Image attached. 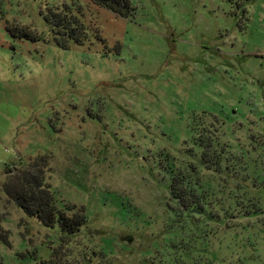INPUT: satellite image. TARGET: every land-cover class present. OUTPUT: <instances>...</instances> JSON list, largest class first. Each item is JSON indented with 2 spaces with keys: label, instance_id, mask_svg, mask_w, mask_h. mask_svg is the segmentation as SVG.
Here are the masks:
<instances>
[{
  "label": "rangeland",
  "instance_id": "374dc122",
  "mask_svg": "<svg viewBox=\"0 0 264 264\" xmlns=\"http://www.w3.org/2000/svg\"><path fill=\"white\" fill-rule=\"evenodd\" d=\"M131 3L0 0V264H264V0ZM64 4L89 31L65 49L45 18ZM41 155L56 206L85 214L73 235L3 191Z\"/></svg>",
  "mask_w": 264,
  "mask_h": 264
},
{
  "label": "trees",
  "instance_id": "16d2710c",
  "mask_svg": "<svg viewBox=\"0 0 264 264\" xmlns=\"http://www.w3.org/2000/svg\"><path fill=\"white\" fill-rule=\"evenodd\" d=\"M91 1L121 17H131L135 10L131 0ZM63 8V12L58 8L53 11L49 10L50 15L45 16L56 45L65 49L69 47V42H74L78 45L84 44L88 41V28L79 15L71 11V6L64 4ZM12 29H18L17 35H14L15 37L27 38L32 41L40 38L22 27H13ZM208 147L209 145H207L206 149ZM44 158L41 155L38 159L31 161L27 169L17 170L13 173L9 180L4 183L3 191L27 215L36 217L44 226L49 228L58 227L62 235H73L86 223L85 214L78 211L69 215L56 206L54 198L46 189L47 185L44 182L45 172L42 167L45 166V161L41 162ZM202 162L204 163L205 160ZM204 165L207 164L204 163ZM191 167L193 168L191 172H195L196 166L191 165ZM8 171L10 172V170ZM173 172L170 177V192L172 197L177 200L179 206L183 208H197V206H200L203 195L199 192V180H187L185 178L186 175L180 171H175L174 169ZM8 237L7 230L0 226V241L7 243L9 242Z\"/></svg>",
  "mask_w": 264,
  "mask_h": 264
}]
</instances>
